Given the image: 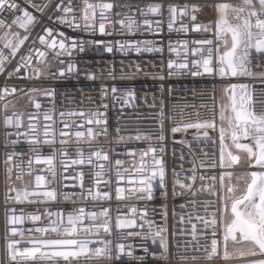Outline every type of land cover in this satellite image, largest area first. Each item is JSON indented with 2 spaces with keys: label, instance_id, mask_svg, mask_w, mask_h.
<instances>
[{
  "label": "snow or ice",
  "instance_id": "6c2138e0",
  "mask_svg": "<svg viewBox=\"0 0 264 264\" xmlns=\"http://www.w3.org/2000/svg\"><path fill=\"white\" fill-rule=\"evenodd\" d=\"M165 24L170 54L167 75L212 80L210 90H192L199 106L185 104L192 111L182 109L179 123L175 115L168 117L173 136L192 132L191 140L174 143L186 144L190 155L199 152L198 165L194 160L187 174L171 170V184L164 156L163 105L155 131L145 133L137 128L135 135L125 136L116 127L115 143L124 145L118 151L102 146L109 138L105 100L109 93L121 98L116 86H102L99 100L69 98L68 104L74 107L58 109L55 88L26 90L9 84L11 80L46 82L81 74L73 58L85 52L84 43L63 28L121 36L148 32L156 37ZM173 32L202 35L173 41ZM94 43L104 44L108 53L162 54L165 50L162 39ZM121 65L120 78L129 79L123 61ZM130 66L141 70L139 64ZM83 75L96 79L87 68ZM109 75L117 79L114 70ZM0 77V264H115L124 257L133 264H144L145 256H136L132 244H113L110 206L103 202L111 201L113 190L117 200L152 201L157 189L164 198H184L180 208L189 211L177 217L173 209L170 232L166 204L161 206L159 224L148 217L147 206L143 212L131 206L133 218L116 217L121 241L150 239L158 244L159 253L143 246L145 255L165 264L171 255L170 239L176 240L175 258L180 261L264 264V0H150L144 4L131 0H0ZM17 93H40L49 104L45 107L30 97L35 111H9V97ZM124 95L130 99L135 93L128 90ZM85 100L87 108L82 106ZM141 141L147 142L145 147H128ZM217 143L218 151L205 150L216 149ZM25 144L27 150L18 147ZM184 159L181 154L180 160ZM34 164L43 167L34 168ZM25 175L34 176V185H17ZM90 201L93 207L101 202L98 211H86L83 205ZM25 203L36 207L26 212ZM51 204L57 206L55 211L50 207L40 211V205ZM42 217L48 221L46 226L22 227L26 220L38 222ZM185 234L191 239L181 244L179 237Z\"/></svg>",
  "mask_w": 264,
  "mask_h": 264
},
{
  "label": "built area",
  "instance_id": "2783aa9c",
  "mask_svg": "<svg viewBox=\"0 0 264 264\" xmlns=\"http://www.w3.org/2000/svg\"><path fill=\"white\" fill-rule=\"evenodd\" d=\"M93 2H102V0H93ZM132 3L144 4L150 2V0H131ZM176 2V0H174ZM38 15V14H37ZM166 16V14H165ZM150 19H155V17H149ZM46 23H51L49 21H45ZM110 28L111 25H108ZM39 31V28L36 29ZM63 31L67 33L70 37H75L83 41L85 52L84 53H76L74 55V60L77 62L78 68L81 70V74L77 77L75 74L72 76L61 79V80H48L46 82L40 81H23V80H11L9 81L10 85H15L17 87H22L27 89L30 88H55L57 90L56 103L57 108H61L64 106L74 107V105L68 104L69 98H74L77 102L81 100L83 96H91L94 100H99L100 97V89L102 86H116L119 89L118 95L121 97L120 99H116L113 97L111 93H109L105 103L109 105L107 109V118L109 124V138L107 142H104L102 146L106 149L116 148L118 151L124 148L123 144H116L115 138L113 136L114 130L119 125L121 127V134L127 135H135L136 129L139 128L140 131L148 133L155 131L159 127V111L161 106L164 107L165 118H164V129L167 139L165 141L166 144V153L165 161L166 167L168 169V182L171 184V170L176 168L177 172H183L187 174L190 170L193 161L199 163L198 150L195 151L194 155L189 154V148L186 144L174 143V141L180 140H191L192 132L190 131L187 134L184 133H176L174 136L170 133V128L172 124L170 123L168 117L170 115L176 116V122H180V112L183 109L185 113L192 111L190 108H185V104L195 103L199 106L200 100L199 98H193L192 90L196 89L197 91H205L210 90L212 87L211 78L206 77H192L190 75H180L174 74L172 76H168V69L166 64L169 58V52L167 50V43L169 39V33L164 25V31L160 36L153 37L150 33L144 32L143 35L137 34L136 36L124 35L121 36L118 33L113 35H101L98 31L95 33L90 32H81L79 30H71L68 28H63ZM23 31V30H20ZM202 34L198 33H189L187 36L182 34H177L173 32L171 34V39L176 41L178 39H189V38H199ZM144 39H162L164 41L165 50L162 54L158 53H142L137 54L134 51L131 52H120L114 50L112 53H108L104 51V44H100L97 46L94 42L103 41L105 43L112 41H123V40H144ZM175 59V54H171ZM123 61V67L127 70L129 74V79L122 80L121 77V62ZM139 64L141 70L136 72L133 67L130 65ZM59 67V65H55ZM87 68V70L95 73L96 79L89 80L86 79L83 75V70ZM110 69L114 70L117 79L113 80L109 75ZM134 75V78H131ZM164 76L165 79L161 80L159 77ZM3 82V78L0 77V83ZM218 87V86H217ZM83 90V91H81ZM132 90L135 95L133 98H127L124 94L126 91ZM30 97L32 99L39 100L42 105L45 107L48 106L49 101L45 99L40 93H33L30 95H24L22 93H17L15 96H10L9 100L11 103L9 104V111L15 110L18 112H29L35 111L32 104L29 103ZM83 107H88V102L85 100ZM206 115V114H205ZM139 118V119H137ZM187 118V117H186ZM195 119V116L191 117ZM42 120V117L40 118ZM25 123H27V118L25 116ZM219 123V121H218ZM3 129L0 128V134H2ZM147 142H132L128 145L129 148L136 147L141 148L145 147ZM153 144L157 142L155 140L152 141ZM98 147L101 145H97ZM18 147L24 148L27 150L28 145H20ZM85 147H87L85 145ZM205 150H217L218 151V143L216 149L206 148ZM2 151V149H0ZM181 154H184L185 159L183 161L180 160ZM123 158V156H121ZM181 163H183V169L180 168ZM34 168L43 167V165H33ZM128 165L126 164L125 167ZM3 179L2 174H0V180ZM68 183H71L69 181ZM25 184H29L31 187L34 185V176L30 177L25 175L22 181H18L17 185L23 187ZM121 186H126V182H121ZM2 187V186H0ZM66 191H70L71 189H65ZM96 207H93V202H89L85 206L86 211L91 210H99V205L101 202L97 201ZM105 206H110V215L112 217L111 228L112 235L110 239H112L113 244L117 242H122L125 244H132L135 248L136 256H145L144 264H165V262L154 258L152 255H145L143 251V246H147L150 252L159 253L158 244H153L152 241L143 240L140 237H131L125 240H120L117 235V229L115 228V221L117 215H120L124 218H133L130 208L131 206H135L143 212L145 206H147L148 217L154 222V224L162 223V217L160 213L163 211L162 205H167V226L169 231H173V209H175V215L177 217L181 215H186L189 209H181L180 204L185 203L184 198L177 197L175 200L169 195L167 198H164L160 195L159 190L156 191V198L152 201H137L135 199H123L117 200L115 197V193L113 190V196L111 201L103 202ZM25 208L26 212H32L35 205H29L25 203L22 205ZM45 207H50L53 211L56 210V205H40V211L43 212ZM70 207V206H69ZM117 208L120 209V212L117 213ZM155 209V211H153ZM141 220H137L139 224ZM48 224L47 219L42 217L41 221L31 222L25 221V224L22 226L24 228H32V227H41L46 226ZM147 227V225H145ZM181 227H184L182 225ZM190 227V226H189ZM135 230L139 231L140 229H125L123 231ZM28 233L25 232V238H28ZM36 236L46 235V234H35ZM101 238H103V233L101 234ZM95 239V237H93ZM181 244L184 243L185 240H190V235H183L179 237ZM170 259L167 264H207V262L203 259L193 262L191 260L188 261H180L175 258L176 253V240L170 239ZM30 246V245H28ZM183 252V248L180 249ZM188 254L191 255L192 250L189 248ZM199 255V253H196ZM100 264H107L106 261H101ZM115 264H133V262L124 257L120 261H116ZM217 264H220L217 261Z\"/></svg>",
  "mask_w": 264,
  "mask_h": 264
},
{
  "label": "rangeland",
  "instance_id": "374dc122",
  "mask_svg": "<svg viewBox=\"0 0 264 264\" xmlns=\"http://www.w3.org/2000/svg\"><path fill=\"white\" fill-rule=\"evenodd\" d=\"M233 264H243L242 261L237 260L236 262H233Z\"/></svg>",
  "mask_w": 264,
  "mask_h": 264
},
{
  "label": "bare ground",
  "instance_id": "6f19581e",
  "mask_svg": "<svg viewBox=\"0 0 264 264\" xmlns=\"http://www.w3.org/2000/svg\"><path fill=\"white\" fill-rule=\"evenodd\" d=\"M234 262H236V261H234Z\"/></svg>",
  "mask_w": 264,
  "mask_h": 264
}]
</instances>
